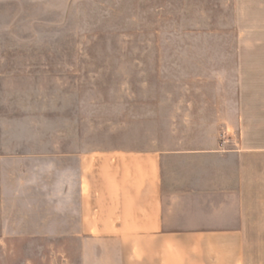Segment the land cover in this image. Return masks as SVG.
Segmentation results:
<instances>
[{"label": "rangeland", "instance_id": "obj_1", "mask_svg": "<svg viewBox=\"0 0 264 264\" xmlns=\"http://www.w3.org/2000/svg\"><path fill=\"white\" fill-rule=\"evenodd\" d=\"M238 95H264V0H0L1 154L48 155L53 174L215 126L230 145ZM79 250L51 246L52 264Z\"/></svg>", "mask_w": 264, "mask_h": 264}, {"label": "crops", "instance_id": "obj_2", "mask_svg": "<svg viewBox=\"0 0 264 264\" xmlns=\"http://www.w3.org/2000/svg\"><path fill=\"white\" fill-rule=\"evenodd\" d=\"M226 126L230 145L215 126L204 142L70 155L53 174L48 155L0 153V264H52L69 245L79 264H264V95L236 96Z\"/></svg>", "mask_w": 264, "mask_h": 264}]
</instances>
